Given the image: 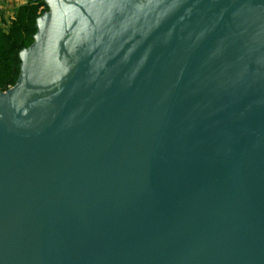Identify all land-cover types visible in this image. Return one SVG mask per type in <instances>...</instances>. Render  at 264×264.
Here are the masks:
<instances>
[{
	"label": "water",
	"instance_id": "95a60500",
	"mask_svg": "<svg viewBox=\"0 0 264 264\" xmlns=\"http://www.w3.org/2000/svg\"><path fill=\"white\" fill-rule=\"evenodd\" d=\"M42 1L0 264H264V0Z\"/></svg>",
	"mask_w": 264,
	"mask_h": 264
},
{
	"label": "trees",
	"instance_id": "16d2710c",
	"mask_svg": "<svg viewBox=\"0 0 264 264\" xmlns=\"http://www.w3.org/2000/svg\"><path fill=\"white\" fill-rule=\"evenodd\" d=\"M41 6L47 9L42 0H32L31 4L21 6L10 31L5 33L0 30V67L9 66L17 73V77L20 71L19 52L33 42L36 18L41 14L37 12Z\"/></svg>",
	"mask_w": 264,
	"mask_h": 264
},
{
	"label": "rangeland",
	"instance_id": "374dc122",
	"mask_svg": "<svg viewBox=\"0 0 264 264\" xmlns=\"http://www.w3.org/2000/svg\"><path fill=\"white\" fill-rule=\"evenodd\" d=\"M31 2L32 0H0V30L8 33L16 22L15 17L19 8L23 5L31 4ZM45 11H47V9L41 6L37 13L42 14ZM16 77L17 73L15 71L13 72L12 68H9V66L0 67V92H5L11 88L17 80Z\"/></svg>",
	"mask_w": 264,
	"mask_h": 264
}]
</instances>
